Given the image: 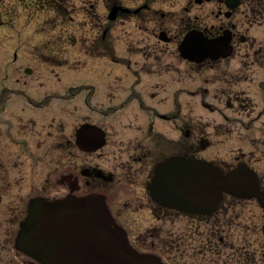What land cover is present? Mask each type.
Returning <instances> with one entry per match:
<instances>
[{
    "label": "flooded vegetation",
    "instance_id": "1",
    "mask_svg": "<svg viewBox=\"0 0 264 264\" xmlns=\"http://www.w3.org/2000/svg\"><path fill=\"white\" fill-rule=\"evenodd\" d=\"M57 9L67 10L66 0H57ZM56 5L54 0H46V6ZM112 5L129 7L127 12L118 10L115 21L137 20L140 29L144 25L145 37L138 29L141 45L139 51L144 58L134 62V72L148 75V83L140 84L136 92L131 91L129 97H136L138 93L144 98L155 101L161 96L160 82L151 78L159 75L163 69L160 59L161 46L152 43L151 35L155 28L164 29L171 40H174L173 27L178 21L186 20L189 27L201 29L209 38L223 36V43L227 42L229 53L216 60L206 59L202 63L185 62L184 68L169 67L166 72L170 80L176 83L172 86L184 85L181 75L176 71H185L190 78L202 81L199 88L188 89L202 95L204 105L215 117L233 119V123L224 129L227 132L236 131L238 138L247 139L253 149L247 153L239 148L236 155L229 161L217 157L208 158L222 169L229 168L238 159H244L258 173L264 172V0H91L90 19L100 18L101 7ZM178 5L183 9L179 12ZM232 5V7H230ZM85 13L88 14L86 7ZM104 17V15H102ZM147 23L151 26L147 29ZM169 25L172 28H169ZM108 29L103 30L102 36ZM100 31H97V35ZM145 38L149 43L145 41ZM172 55L171 52L168 53ZM154 62L148 63V58ZM158 58V59H157ZM129 67L131 62L127 61ZM153 67H157L153 69ZM191 71V72H190ZM173 72V73H172ZM162 73H165L163 70ZM159 78L158 76H156ZM198 78V79H197ZM144 85V87H143ZM196 86V85H195ZM179 91L175 96H179ZM201 93V94H200ZM28 96H32L27 94ZM140 95L137 99L142 100ZM46 91L41 102L46 105ZM32 100H35L32 96ZM36 101H40L39 99ZM158 101V100H156ZM1 102V100H0ZM26 110L25 115L16 112L12 116L16 125L7 127L14 136V143L4 137L3 123L0 122V264H38L35 259L39 255L32 251L33 259L22 255L14 248L15 236L19 225L28 211L26 201L34 195H46V137L54 138L57 131L51 130L52 119L46 125V111L41 117H34L28 106L21 105ZM125 116V125L120 133L115 127V120L98 121L105 131V142L99 150L92 153L76 152L74 171L82 173L84 167L88 169L85 184L91 185V179L96 178L99 171L110 173L118 184L124 186L129 197H147L146 184L152 174L154 164L166 154H199L201 139L206 138L210 144L218 143L210 138L201 124L194 123L195 115L182 117L178 121L180 112L171 114V136L163 133L161 111L151 109L147 114L141 111ZM137 118H141L137 121ZM41 120L40 127H36ZM86 121L80 119L77 126ZM94 121L91 119L90 123ZM95 123V122H94ZM62 127V121L59 122ZM206 124V123H205ZM251 129L250 135H243L239 129ZM218 127V125H217ZM108 128V130H107ZM116 129V130H115ZM26 132V136L25 133ZM34 133L43 135L44 162L39 170L35 166L37 160L29 141ZM120 133V134H119ZM67 154L72 153V141L65 132L60 131L58 141ZM39 142V140H38ZM37 142V143H38ZM40 144V143H38ZM19 147V149H18ZM197 147V148H196ZM197 149V151H196ZM175 151V153L173 152ZM106 170V171H105ZM263 179V178H262ZM83 190L84 186H78ZM109 191V190H108ZM5 198V199H4ZM228 198L224 196V199ZM26 199V201L24 200ZM235 201V200H234ZM139 203V201H136ZM234 204H222L212 214L213 216H183L172 212L171 236L165 239L159 231L157 235V252L166 264H260L264 261V239L259 244L258 228L259 215L252 209L237 211ZM143 207V205L141 206ZM231 215L227 217V213ZM121 212L118 211L117 214ZM37 219H46L40 212ZM30 231L35 232V223H31ZM31 235V234H30ZM34 236H28L21 244L32 245ZM153 245V243H151Z\"/></svg>",
    "mask_w": 264,
    "mask_h": 264
},
{
    "label": "rangeland",
    "instance_id": "2",
    "mask_svg": "<svg viewBox=\"0 0 264 264\" xmlns=\"http://www.w3.org/2000/svg\"><path fill=\"white\" fill-rule=\"evenodd\" d=\"M89 3H91V0H69L70 9H73V11L67 14L65 20H60L57 18L55 12L46 10V0H0V14L2 15V18L0 17V75L8 73V82H14L13 84H15L17 83L15 79L18 78L19 85L24 84L29 90L38 94L42 93L45 86L46 90L49 92L56 90V93H70L74 88H63V82L91 83L97 86H99L102 81L105 82L104 77L108 74L102 73L107 70V65L105 63H99L95 67L90 65L92 64V59L96 60L95 55L97 54V49L95 37L97 36V31L100 30V26L103 27V24L99 25V23L89 19L84 20V15L75 10L78 6ZM177 9L180 12L182 6L178 5ZM135 24L133 19H131V21L127 19V21H117L111 25V29L107 33H110L109 37L113 39L112 46H114L116 55H124L128 50L136 51L138 47H140L139 45H141V43L137 42L139 34ZM169 28H172V26H169ZM147 29L149 31L151 29L149 24H147ZM173 29L175 30V27H173ZM139 30L142 36H144L145 32L142 31L145 30L144 25H142ZM127 37H130L133 41L132 45L125 40ZM145 41L149 43L146 38ZM45 45L46 50L41 49V47ZM158 45L161 46L160 55L169 52L172 53V55L162 56V62L164 63L165 61L163 69L159 75L151 77L154 81L157 80L160 82L161 96L156 100L161 101L162 110L172 113L174 109L176 112L178 109L177 107L180 106L182 110L179 115V122L183 120L182 117L194 114V123L201 124L205 127V131L210 133L209 135L214 141L224 139L225 135L222 127H217L216 124L219 121L222 123L224 121L218 119L219 117L206 113L204 109L200 108L196 102L198 97L181 94L178 96L177 104L172 102V98L169 97L171 92L169 91L176 83L170 80V75L167 74L166 70L173 66L178 67L179 70V67L184 68L185 65L184 61L175 54L173 44ZM13 52L16 53L17 58L16 62L12 64ZM133 58L141 61L139 56L134 55ZM154 61L153 57L148 58V63ZM52 63L54 64L52 65ZM56 64L60 65L57 66ZM26 67L32 68V73L30 75L24 73L23 70ZM156 68L157 67H153V69ZM163 70L165 73H162ZM75 71H77L76 74H74ZM176 72L181 75L183 83L185 82L184 87L195 89V78H190V74H187L183 70ZM38 81L44 82V85H40ZM145 83H148V75L141 72L140 84ZM114 84L113 91L117 97L114 98V103L118 104L123 99V96L119 93L120 87L117 86L118 83L114 82ZM184 89L188 91V89ZM3 92L4 94L10 95V92L7 90ZM99 101L101 103L103 102L102 100ZM94 102H98V99L95 98ZM171 103H173L174 106ZM54 104L56 111L53 115L66 120L65 131L67 134L72 132V127L79 121L80 114H82V117L85 116V118H87V111L84 110L82 106H79L78 100L71 102L64 108H59L56 103ZM16 109L17 106H14L13 110H11L15 111ZM130 113H133L132 109L128 110L126 114ZM93 118H95V116H93ZM95 119L99 120L98 118ZM228 121L229 119H227L225 123ZM238 127L240 131H243V134L246 133V131L240 128V124ZM116 128L120 133H129V131L121 132V125H116ZM163 129L171 131V124L168 126L163 125ZM219 129L222 131L220 135ZM31 141L34 146L32 150L35 148V158L39 159V167H41L42 160L44 159L43 147L36 149V140L33 139ZM222 144V142H214V146L204 153L210 152L211 154L209 155L211 157L220 155L224 160H230V158L235 155V152L232 151V148L230 150L222 148ZM236 144H239V142L236 141ZM245 146L250 147L248 144ZM46 152V171L51 169L52 173L55 169V164L59 162L55 157L58 156L59 159L60 154L52 150H49L48 154V147H46ZM71 158L74 159V157ZM48 161L51 165L48 164ZM56 168H58V166H56ZM50 184H52V181ZM52 189L53 186L51 185V190ZM121 205L122 202L116 201L115 207H121ZM122 210L124 215H121V218H127L132 222L130 223L132 225V237L145 235V225L154 226L156 223V218L151 214L149 215L146 211L132 214L130 212L131 208L130 211H126L124 208ZM149 239L152 238L148 237L147 241H149Z\"/></svg>",
    "mask_w": 264,
    "mask_h": 264
},
{
    "label": "water",
    "instance_id": "3",
    "mask_svg": "<svg viewBox=\"0 0 264 264\" xmlns=\"http://www.w3.org/2000/svg\"><path fill=\"white\" fill-rule=\"evenodd\" d=\"M185 49L194 50L191 45H186ZM167 177L170 180L172 173L169 172ZM185 177L182 175V178ZM195 183L214 190L216 198L220 197L221 190H225L240 196H256L264 205V192L259 191L252 173L243 167L225 176L195 172ZM108 221L103 203L97 197L46 199V254L49 253L46 264L149 263L144 257H136L128 248L123 252L116 249V244L112 243L116 240L115 234L106 230ZM62 232L63 235H60ZM61 236L67 242L57 240Z\"/></svg>",
    "mask_w": 264,
    "mask_h": 264
}]
</instances>
